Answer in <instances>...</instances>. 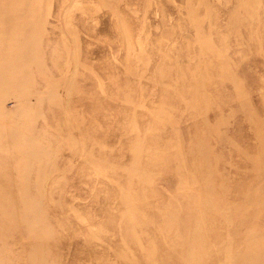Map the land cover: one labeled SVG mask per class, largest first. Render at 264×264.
<instances>
[{"label":"rangeland","instance_id":"1","mask_svg":"<svg viewBox=\"0 0 264 264\" xmlns=\"http://www.w3.org/2000/svg\"><path fill=\"white\" fill-rule=\"evenodd\" d=\"M0 264H264V0H0Z\"/></svg>","mask_w":264,"mask_h":264}]
</instances>
